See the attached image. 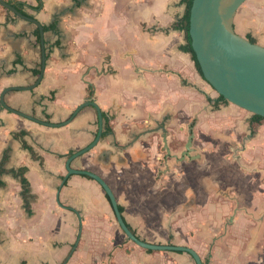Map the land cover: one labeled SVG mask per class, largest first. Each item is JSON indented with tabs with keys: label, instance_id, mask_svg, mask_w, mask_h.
<instances>
[{
	"label": "crops",
	"instance_id": "1",
	"mask_svg": "<svg viewBox=\"0 0 264 264\" xmlns=\"http://www.w3.org/2000/svg\"><path fill=\"white\" fill-rule=\"evenodd\" d=\"M18 1L57 30L44 31L43 80L7 92L8 106L63 123L95 102L112 131L72 167L105 180L138 237L192 248L204 264H264V121L231 103L214 108L219 94L173 28L185 0ZM37 28L0 4V98L36 82ZM234 28L264 46V0L238 11ZM98 127L92 106L56 128L0 101V264H196L186 252L130 241L103 187L68 174L69 154L93 142ZM190 130L192 150L182 157ZM21 167L27 200L11 173Z\"/></svg>",
	"mask_w": 264,
	"mask_h": 264
},
{
	"label": "water",
	"instance_id": "2",
	"mask_svg": "<svg viewBox=\"0 0 264 264\" xmlns=\"http://www.w3.org/2000/svg\"><path fill=\"white\" fill-rule=\"evenodd\" d=\"M247 0H193L190 14V36L192 48L196 54L204 80L229 103L264 118V46L253 43L249 38L239 35L234 28V20L239 8ZM0 4L13 13L17 18L35 24L41 35L42 62L41 71L34 84L25 88L9 87L1 94L0 101L9 111L48 127H62L67 125L84 107L92 106L98 113L99 127L93 142L76 151L66 162L68 174L85 175L96 180L106 191L113 206L117 222L126 237L139 247L152 251L186 252L195 260L196 264H204L198 253L186 246L154 244L142 240L128 227L109 185L99 175L85 169L72 167L74 160L92 150L102 138L104 130L103 113L93 102L81 104L72 117L63 123H53L35 118L16 110L5 101V94L13 90H31L38 86L44 77L46 68V45L43 26L35 18L23 15L5 0ZM188 138V143L182 157L190 155L194 134ZM169 156L170 150L167 149ZM184 159V158H183Z\"/></svg>",
	"mask_w": 264,
	"mask_h": 264
},
{
	"label": "trees",
	"instance_id": "3",
	"mask_svg": "<svg viewBox=\"0 0 264 264\" xmlns=\"http://www.w3.org/2000/svg\"><path fill=\"white\" fill-rule=\"evenodd\" d=\"M7 3H9L10 5L14 6L19 12H21L23 15L25 16H28L27 13L25 12L24 10V6L21 2H19L18 0H5ZM185 3H186V10H185V13L184 15L182 16V18L180 20H178V22L176 24H174L173 28L174 29H178V30H181L185 33V36H186V45L183 47V49L186 51V52H189L191 55H192V58L195 62V65H196V68L198 70V72L202 75L203 77V74H202V71H201V68H200V65L197 61V58H196V54L192 48V40H191V36H190V14H191V7H192V3H193V0H185ZM44 28V31H48V30H57V24L54 23L48 27L46 26H43ZM35 35L37 37V40L38 42L41 40V35H40V30L37 28L35 30ZM253 43H256V41L254 39H250ZM58 43H56L57 45ZM40 71H41V66L37 69H35L33 71L34 75L36 76H39L40 74ZM52 99H53V94H52ZM226 103H229L228 100H226L223 96L219 95L217 101L215 102L214 104V108L215 109H218L219 108V105L220 104H226ZM103 119H104V130H103V133H102V138H104L105 136H107L112 130H111V125L109 123V119L107 117V115L105 113H103ZM252 122H255V123H260V122H263L264 121V118L262 116H258V115H253L252 116ZM27 134V132L23 131V132H20V133H17L16 136L18 137H23ZM23 146L25 148H28L30 149L31 153H32V156L35 158H39L38 155L34 154L32 148L26 143L24 142L23 143ZM75 152H71L69 154V156H71L72 154H74ZM5 160L6 158L4 157V160L0 163V176L3 174V173H6L7 170L4 168V164H5ZM28 169L26 167H21V168H17V169H13L11 171V173L16 177V178H19L20 181H21V184H22V188H23V197L25 200L28 199L29 195H30V191H31V187H30V182L28 181L27 177H26V173H27ZM4 183L1 181L0 179V185H3ZM119 209L121 211V213L123 212V208L121 206H119ZM130 228V227H129ZM130 230L136 234L135 231H133L131 228ZM140 238V237H139ZM148 251H152V250H148Z\"/></svg>",
	"mask_w": 264,
	"mask_h": 264
},
{
	"label": "rangeland",
	"instance_id": "4",
	"mask_svg": "<svg viewBox=\"0 0 264 264\" xmlns=\"http://www.w3.org/2000/svg\"><path fill=\"white\" fill-rule=\"evenodd\" d=\"M251 0H248V1H246L240 8H239V13H241L243 10H244V8L247 6V4L250 2ZM213 89V88H212ZM214 90V89H213ZM215 91V90H214ZM216 92V91H215ZM228 104V103H227ZM230 104V103H229Z\"/></svg>",
	"mask_w": 264,
	"mask_h": 264
},
{
	"label": "flooded vegetation",
	"instance_id": "5",
	"mask_svg": "<svg viewBox=\"0 0 264 264\" xmlns=\"http://www.w3.org/2000/svg\"><path fill=\"white\" fill-rule=\"evenodd\" d=\"M195 66H196V65H195ZM196 69H197V68H196ZM190 134H191V132H190ZM189 136H190V135H189ZM193 139H194V138H193ZM187 143H188V140H187V142H186V145H187ZM192 143H193V142H192ZM186 145H185V146H186ZM185 146H184V147H185ZM191 148H192V147H191ZM184 149H185V148H184ZM166 151H167V150H166ZM182 153H183V152H182Z\"/></svg>",
	"mask_w": 264,
	"mask_h": 264
}]
</instances>
